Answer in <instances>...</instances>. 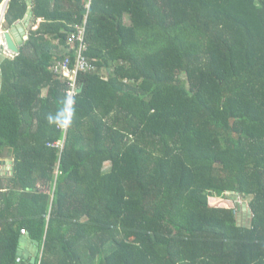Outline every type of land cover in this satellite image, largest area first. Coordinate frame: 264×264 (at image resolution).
I'll list each match as a JSON object with an SVG mask.
<instances>
[{
	"label": "trees",
	"instance_id": "trees-1",
	"mask_svg": "<svg viewBox=\"0 0 264 264\" xmlns=\"http://www.w3.org/2000/svg\"><path fill=\"white\" fill-rule=\"evenodd\" d=\"M31 4L43 23L0 62V264L29 260L22 230L41 264H264V0Z\"/></svg>",
	"mask_w": 264,
	"mask_h": 264
},
{
	"label": "crops",
	"instance_id": "crops-1",
	"mask_svg": "<svg viewBox=\"0 0 264 264\" xmlns=\"http://www.w3.org/2000/svg\"><path fill=\"white\" fill-rule=\"evenodd\" d=\"M32 0H29V10L26 15V19L19 21L11 30H5L3 28L2 31H14L15 39L19 43V48L22 46V44L28 40V35L30 31H34L38 28V26L43 23L42 19H35L32 14ZM16 26H20L18 30H16ZM1 46V45H0ZM6 51H3L0 48V55L1 57H14L18 53L13 52L10 50V53H5ZM12 53V55H11ZM3 55V56H2ZM3 59V58H2ZM0 60V62L2 61ZM1 83H2V75H1V68H0V91H1ZM4 161V162H2ZM14 174V154L9 152H6L2 156H0V175L3 176H12ZM246 207H244L245 209ZM248 211V210H247ZM28 234L22 235V246L18 248V261L30 258V255L35 252V247L31 245V239L27 236ZM21 244V242H20ZM38 255V254H37ZM37 257V256H36Z\"/></svg>",
	"mask_w": 264,
	"mask_h": 264
},
{
	"label": "built area",
	"instance_id": "built-area-1",
	"mask_svg": "<svg viewBox=\"0 0 264 264\" xmlns=\"http://www.w3.org/2000/svg\"><path fill=\"white\" fill-rule=\"evenodd\" d=\"M10 0H5L3 3V6L0 11V45L5 46V51L6 53H10V49L8 48L7 44L5 43L4 39V31L3 30V24H4V18L5 14L8 8V3ZM86 23V22H85ZM77 39L80 40V49L78 51V57H77V62L75 63L74 68H69L68 67V61L66 63H61L60 66L62 69V75L66 78H68L69 85L72 87V90L70 91L71 96H73L76 91L78 90L79 86L77 85V75L79 71H87L91 68V65L88 61V58L84 54V49L87 45L86 39H85V28L79 27V36ZM12 55V53H11ZM27 234L25 230H22V235ZM34 264H41V253L37 255L36 261Z\"/></svg>",
	"mask_w": 264,
	"mask_h": 264
},
{
	"label": "clouds",
	"instance_id": "clouds-1",
	"mask_svg": "<svg viewBox=\"0 0 264 264\" xmlns=\"http://www.w3.org/2000/svg\"><path fill=\"white\" fill-rule=\"evenodd\" d=\"M74 112V100L72 97H66L63 106L58 110L56 116L49 115L47 121L50 125L58 127H69L72 123Z\"/></svg>",
	"mask_w": 264,
	"mask_h": 264
},
{
	"label": "water",
	"instance_id": "water-1",
	"mask_svg": "<svg viewBox=\"0 0 264 264\" xmlns=\"http://www.w3.org/2000/svg\"><path fill=\"white\" fill-rule=\"evenodd\" d=\"M19 27L20 26H16V30H18ZM3 35H4L5 43L7 44L8 48L15 53H19V51H20L19 43L15 39L14 31H4ZM78 91L80 93V91H82V87H80ZM2 162H4V161H2ZM22 241H23V239H22ZM22 241H21L20 247L23 244ZM31 245L35 247V252L30 255L29 260L25 264H34L36 261V256L39 252V243L38 242L32 240Z\"/></svg>",
	"mask_w": 264,
	"mask_h": 264
},
{
	"label": "rangeland",
	"instance_id": "rangeland-1",
	"mask_svg": "<svg viewBox=\"0 0 264 264\" xmlns=\"http://www.w3.org/2000/svg\"><path fill=\"white\" fill-rule=\"evenodd\" d=\"M0 48L3 50V51H5V46H0ZM6 53V52H5ZM3 56V55H2ZM2 58H4V57H1V55H0V60L2 59ZM242 204L244 205V207H246V209H247V202L244 200V201H242Z\"/></svg>",
	"mask_w": 264,
	"mask_h": 264
}]
</instances>
